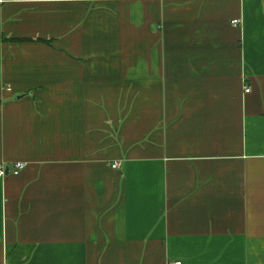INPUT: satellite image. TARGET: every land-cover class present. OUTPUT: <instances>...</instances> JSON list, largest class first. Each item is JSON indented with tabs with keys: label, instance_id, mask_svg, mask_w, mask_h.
Here are the masks:
<instances>
[{
	"label": "crops",
	"instance_id": "0c3cea01",
	"mask_svg": "<svg viewBox=\"0 0 264 264\" xmlns=\"http://www.w3.org/2000/svg\"><path fill=\"white\" fill-rule=\"evenodd\" d=\"M0 164V264H264V0H0Z\"/></svg>",
	"mask_w": 264,
	"mask_h": 264
},
{
	"label": "built area",
	"instance_id": "2783aa9c",
	"mask_svg": "<svg viewBox=\"0 0 264 264\" xmlns=\"http://www.w3.org/2000/svg\"><path fill=\"white\" fill-rule=\"evenodd\" d=\"M234 23V26H240L241 25V22L240 20H236L233 22ZM250 91V88H247L245 90V93L249 92ZM27 166L26 163H22V162H19V163H16L14 165V169H13V174H19L23 169H25ZM118 164L117 165H114L113 168H117ZM11 172L9 170V167H7L5 164H0V178H4L6 177L7 175H9ZM167 264H182L181 261H178V262H169Z\"/></svg>",
	"mask_w": 264,
	"mask_h": 264
}]
</instances>
